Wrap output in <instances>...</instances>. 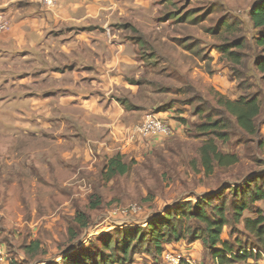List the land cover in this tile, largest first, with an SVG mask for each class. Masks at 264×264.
Masks as SVG:
<instances>
[{
	"label": "rangeland",
	"instance_id": "1",
	"mask_svg": "<svg viewBox=\"0 0 264 264\" xmlns=\"http://www.w3.org/2000/svg\"><path fill=\"white\" fill-rule=\"evenodd\" d=\"M256 1L152 0V11L143 12V7H134L132 0H121L120 14L113 22L111 33L121 43V55L135 58L136 62L119 64L115 71L119 79L113 80V90L105 80L104 102L107 96H112L134 119L143 115L171 119L173 134L147 139L149 146L138 155L90 146L92 158L84 154L80 158L76 157L80 151L75 148L69 179L57 178L55 190L46 184L42 190L16 192V201L37 206L36 218L50 210L55 219L25 225L9 222L6 216L11 199L9 192L1 191L0 214L5 215L0 216V243L6 246L10 260L19 264H59L65 255L87 250L96 238L118 229L145 227L151 219L165 216L181 203L196 204L203 198L213 197L214 205L225 200L230 208L231 188L264 175V158L256 151L257 143L264 138V84L260 83L261 74L254 67L256 32L249 18L250 8ZM238 38L246 39V45L233 49L240 60L233 62L220 48ZM255 94L262 104L257 136L227 128L224 131L227 139L223 141L214 133L199 129L218 120L228 123L229 117L222 115L225 110L218 103L220 96L234 101ZM74 123L79 126V122L72 120ZM76 132L79 140L80 128ZM74 133L73 128L64 127L63 120L40 129L46 138ZM209 138H216L222 152L237 154L240 162L206 176L199 150ZM117 153L124 156L129 172L105 181L103 173L108 159ZM22 177L42 180L41 176ZM220 191H226L222 200L215 197ZM98 196L102 205L90 209V201ZM258 211L264 215V201L256 202L245 211L241 223L233 224L234 229L225 227L222 238L233 243L239 239L248 249L254 248V237L246 230L244 221L257 218ZM78 212L90 217L88 228L80 229L76 224ZM35 241L41 243L40 250L27 254L25 248ZM202 254L205 259L202 264H218L204 247ZM132 264L165 262L162 256L142 253L135 256ZM226 264H264V260L263 257L248 261L232 259Z\"/></svg>",
	"mask_w": 264,
	"mask_h": 264
},
{
	"label": "crops",
	"instance_id": "2",
	"mask_svg": "<svg viewBox=\"0 0 264 264\" xmlns=\"http://www.w3.org/2000/svg\"><path fill=\"white\" fill-rule=\"evenodd\" d=\"M132 3L143 12L152 11V0ZM120 9L121 0H61L55 8L43 0H0V20L10 23L0 36V192H9V222L55 219L50 210L36 218L37 206L16 201V192L42 190L46 184L55 190L57 178L69 179L73 149L80 151L76 157L92 158L90 146L126 155L144 153L149 146L133 131L146 115L128 116L110 95L104 102L105 80L113 90L119 64L136 62L121 55V43L111 33ZM61 120L75 133L49 138L40 134L41 128ZM72 120L79 122V140ZM24 175L42 180H26ZM187 247L193 260L205 261L202 243Z\"/></svg>",
	"mask_w": 264,
	"mask_h": 264
},
{
	"label": "trees",
	"instance_id": "3",
	"mask_svg": "<svg viewBox=\"0 0 264 264\" xmlns=\"http://www.w3.org/2000/svg\"><path fill=\"white\" fill-rule=\"evenodd\" d=\"M249 18L256 32L253 39L256 48L254 67L261 74L260 83L264 84V0H258L252 5ZM245 45L246 39L238 38L229 46H221L220 51L229 60L240 62L238 53L233 49H241ZM218 103L225 110L222 115L229 117L228 123L218 120L203 124L199 126L202 132H212L223 141L227 139L224 132L227 128H236L247 136L259 134L257 119L262 104L258 94L242 96L234 101L220 96ZM216 138L206 140L199 150L200 164L206 176L213 175L218 168L232 167L240 162L237 154L222 152L216 144ZM256 151L264 158V138L257 143ZM129 169L124 156L117 154L108 160L103 178L111 181L117 176L126 175ZM230 192L233 197L230 208L222 200L226 191H220L215 196L222 200L218 205L212 203L213 197L203 198L196 204L181 203L168 210L165 216L151 219L145 227L118 229L98 237L87 250L65 255L59 264H132L136 255L146 253L160 258L168 245L180 242L202 243L204 249L214 255L218 264H226L232 259H261L264 255V215L260 211L257 218H246L244 221L246 230L254 237V248L248 249L239 239L235 243L224 240L222 234L225 227L234 229L233 224L241 223L245 211L256 202L264 201V175L250 178L243 185L231 188ZM101 205L102 199L98 196L90 201L88 207L95 210ZM75 220L80 229L89 227L90 217L86 213L78 212ZM71 234L76 238L73 230ZM40 245L39 241H35L27 246V254L39 251ZM9 264L19 262L11 260Z\"/></svg>",
	"mask_w": 264,
	"mask_h": 264
},
{
	"label": "built area",
	"instance_id": "4",
	"mask_svg": "<svg viewBox=\"0 0 264 264\" xmlns=\"http://www.w3.org/2000/svg\"><path fill=\"white\" fill-rule=\"evenodd\" d=\"M61 0H43L48 8H55ZM10 23L6 19L0 20V36L7 32ZM144 139L155 140L160 137H167L173 134L174 126L171 119L157 118L155 115L147 116L140 125L133 130ZM255 253L256 250H253ZM264 260V255H262ZM261 257V258H262ZM162 259L165 264H199L193 260L187 246H171L163 251ZM10 257L6 246L0 243V264H9Z\"/></svg>",
	"mask_w": 264,
	"mask_h": 264
}]
</instances>
